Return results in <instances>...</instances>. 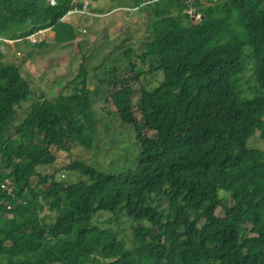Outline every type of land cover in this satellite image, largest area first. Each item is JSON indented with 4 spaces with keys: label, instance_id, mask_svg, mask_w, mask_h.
<instances>
[{
    "label": "trees",
    "instance_id": "obj_1",
    "mask_svg": "<svg viewBox=\"0 0 264 264\" xmlns=\"http://www.w3.org/2000/svg\"><path fill=\"white\" fill-rule=\"evenodd\" d=\"M82 2L0 0V39L42 48L44 41L22 39L50 28L54 44L69 46L77 29L63 18ZM120 6L144 13L146 37L136 57L161 80L138 101L140 121L129 108L120 115L140 151L132 168L116 174L81 160L65 167L81 177L71 183L40 172L55 164L51 148L64 138L91 147L93 87L80 62L65 95L31 99L18 67L2 63L0 40V185L12 187H0V264H264V151L247 145L256 131L264 143V0H195L190 6L202 17L196 24L184 0ZM132 52H122L132 75L115 77L111 66L99 81L107 90L143 73ZM249 65L253 84L245 91ZM29 100L13 124L16 108ZM119 217L130 223L131 240Z\"/></svg>",
    "mask_w": 264,
    "mask_h": 264
},
{
    "label": "rangeland",
    "instance_id": "obj_2",
    "mask_svg": "<svg viewBox=\"0 0 264 264\" xmlns=\"http://www.w3.org/2000/svg\"><path fill=\"white\" fill-rule=\"evenodd\" d=\"M121 2L126 0H99L95 2L94 8L91 0H83L81 8L72 7L70 11L76 10V12L66 14L63 18L65 22H75L74 27L77 29L76 41L69 46L54 44L53 38H50L53 34L49 32L43 40L45 45L42 48L37 46L33 48L20 41L4 43L1 48L5 54L2 63L18 67L22 82L32 92L31 99L40 95L49 99H53L58 94L65 95L67 89H64V86L76 75L80 62L85 64L88 81L93 87L90 92L96 118L93 140L88 149L72 144L68 138H64L61 146L51 148L56 153V162L53 166L41 168L40 172L53 175L57 181L71 183L81 179L79 173L65 168L74 160L87 162L104 173L116 174L132 168L134 159L139 155L140 147L135 140L134 130L121 121L120 115L125 116V109L129 108L132 116L140 121L137 103L146 94L148 95L152 88L159 87L161 74L160 72L149 74L147 66L139 65L136 56L142 50L141 43L146 37V18L136 7L120 6ZM133 8L136 10L130 16L129 10ZM95 9L102 12H94ZM127 48L133 51L130 59L134 63L135 70L142 68L143 73L138 80L131 81L127 85L117 84L111 91L107 90L109 87L101 85L99 81L105 78L111 66L118 67L115 77L132 75L128 72L127 59L122 55ZM250 67L249 65L245 70L242 78V87L245 91L248 85L253 84L251 79L253 72ZM140 87L144 89L142 93ZM30 104L29 100L16 108L13 124L19 122L26 114ZM142 134L146 137L153 136V132L146 130H143ZM247 145L264 151V143L260 140L258 131L248 139ZM35 181L34 179L33 182ZM0 187L7 192L12 191V187L7 182ZM37 192L35 191L31 196H35ZM222 203L230 205L232 200L226 198ZM154 204H158L161 209L166 208V203L160 201V198H156ZM46 213L45 209L42 214ZM220 213L221 207L218 206L216 214L220 215ZM47 222H50V219H47ZM118 222H121L127 238L131 240L128 220L119 217ZM116 224L113 222L114 226H117ZM127 250L136 254L130 243H127ZM138 253L141 258L146 257L145 251L141 250Z\"/></svg>",
    "mask_w": 264,
    "mask_h": 264
},
{
    "label": "built area",
    "instance_id": "obj_3",
    "mask_svg": "<svg viewBox=\"0 0 264 264\" xmlns=\"http://www.w3.org/2000/svg\"><path fill=\"white\" fill-rule=\"evenodd\" d=\"M185 3L187 4L188 8L185 10V12L188 14V16L190 17V20L196 24L198 21L201 20V15L195 11V9L193 7H191L190 5L195 1V0H184ZM205 1V0H204ZM136 8H133L131 10H129V15L132 16L133 13L135 12ZM76 10L74 11H69L67 13V15H70L72 13H75ZM50 32V28H45V29H38L36 30L34 33H32L31 35L27 36L24 38V41L28 42L29 44H36L39 43L41 41H43L47 36L48 33ZM1 41H3L4 43H11V42H17L16 41H8L5 39H0Z\"/></svg>",
    "mask_w": 264,
    "mask_h": 264
},
{
    "label": "crops",
    "instance_id": "obj_4",
    "mask_svg": "<svg viewBox=\"0 0 264 264\" xmlns=\"http://www.w3.org/2000/svg\"><path fill=\"white\" fill-rule=\"evenodd\" d=\"M94 4H95V2H92V6L95 8V6H94ZM140 18L138 17V20H139ZM137 20V19H136ZM73 26H75V22L74 23H71ZM50 38H53V35H51V37Z\"/></svg>",
    "mask_w": 264,
    "mask_h": 264
},
{
    "label": "clouds",
    "instance_id": "obj_5",
    "mask_svg": "<svg viewBox=\"0 0 264 264\" xmlns=\"http://www.w3.org/2000/svg\"><path fill=\"white\" fill-rule=\"evenodd\" d=\"M69 11H70V10H69ZM69 11H68V12H69ZM68 12H67V13H68ZM67 13H66V14H67ZM50 32H51V31H50ZM5 40H6V39H5ZM9 41H10V40H9ZM15 41H16V40H15ZM22 41H24V38L22 39ZM24 42H26V41H24ZM41 42H42V41H41ZM27 43H28V42H27Z\"/></svg>",
    "mask_w": 264,
    "mask_h": 264
}]
</instances>
